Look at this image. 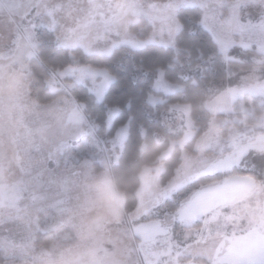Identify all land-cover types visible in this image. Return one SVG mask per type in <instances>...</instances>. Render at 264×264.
<instances>
[{
	"label": "snow or ice",
	"instance_id": "obj_1",
	"mask_svg": "<svg viewBox=\"0 0 264 264\" xmlns=\"http://www.w3.org/2000/svg\"><path fill=\"white\" fill-rule=\"evenodd\" d=\"M5 80L50 118L0 169V264H264V0H0ZM80 178L87 259L38 256Z\"/></svg>",
	"mask_w": 264,
	"mask_h": 264
},
{
	"label": "rangeland",
	"instance_id": "obj_2",
	"mask_svg": "<svg viewBox=\"0 0 264 264\" xmlns=\"http://www.w3.org/2000/svg\"><path fill=\"white\" fill-rule=\"evenodd\" d=\"M48 118H50V113L37 112L27 96L17 100L14 89L7 81L0 82V169H7L9 165L27 166L38 162V158L28 155L29 145L26 140L18 136V133L24 131L21 121L35 128L37 125L34 121ZM101 171L102 169L98 168L94 174L98 175ZM3 178L8 179L6 175ZM91 184L90 178H80L68 186V196L71 200L69 211L60 218L62 223L57 225L55 230L48 231L46 234L41 233L51 238L52 244L47 249L35 245L38 256L59 258L62 254L71 253L87 259L86 254L93 243L90 229L107 215L106 208L95 202L97 193ZM43 219L44 217L41 216L42 221ZM112 227L114 226L106 225L105 230ZM68 237L74 238L72 245L62 249L58 245H53ZM94 239L99 240L104 247L111 250L112 245L105 233H95Z\"/></svg>",
	"mask_w": 264,
	"mask_h": 264
},
{
	"label": "trees",
	"instance_id": "obj_3",
	"mask_svg": "<svg viewBox=\"0 0 264 264\" xmlns=\"http://www.w3.org/2000/svg\"><path fill=\"white\" fill-rule=\"evenodd\" d=\"M29 100V99H28ZM31 103L32 101L29 100ZM156 154V150L154 148H149L147 150V153H146V156L147 158H153ZM98 169V168H97ZM96 169V170H97ZM116 182L117 184H119L120 187H126L125 184H123L120 180H119V177L116 178ZM52 239L47 237L46 235H43V234H38L36 237H35V245H37L38 247H42L43 249H47L51 244H52ZM51 241V242H50ZM74 243V238H67L66 240L64 241H60L58 243H55L53 245H58V247L60 249L62 248H65V247H68L70 245H72Z\"/></svg>",
	"mask_w": 264,
	"mask_h": 264
}]
</instances>
